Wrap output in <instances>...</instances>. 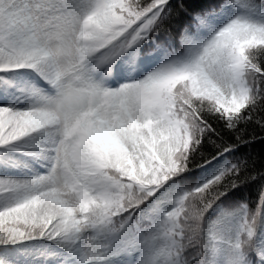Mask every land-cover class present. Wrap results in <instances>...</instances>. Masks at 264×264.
Instances as JSON below:
<instances>
[{"label": "snow or ice", "instance_id": "6c2138e0", "mask_svg": "<svg viewBox=\"0 0 264 264\" xmlns=\"http://www.w3.org/2000/svg\"><path fill=\"white\" fill-rule=\"evenodd\" d=\"M257 145L264 0H0V264H264Z\"/></svg>", "mask_w": 264, "mask_h": 264}, {"label": "trees", "instance_id": "16d2710c", "mask_svg": "<svg viewBox=\"0 0 264 264\" xmlns=\"http://www.w3.org/2000/svg\"><path fill=\"white\" fill-rule=\"evenodd\" d=\"M262 147H264V146L257 145V149L262 148ZM248 195H249V198L250 199H253V198L256 197V193L252 189H249L248 190Z\"/></svg>", "mask_w": 264, "mask_h": 264}]
</instances>
